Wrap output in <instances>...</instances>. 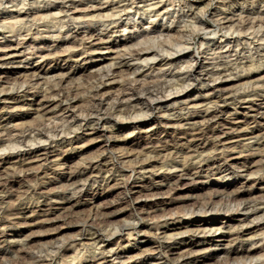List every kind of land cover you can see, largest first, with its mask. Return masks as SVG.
<instances>
[{"label":"clouds","instance_id":"clouds-1","mask_svg":"<svg viewBox=\"0 0 264 264\" xmlns=\"http://www.w3.org/2000/svg\"><path fill=\"white\" fill-rule=\"evenodd\" d=\"M0 264H264V0H0Z\"/></svg>","mask_w":264,"mask_h":264}]
</instances>
